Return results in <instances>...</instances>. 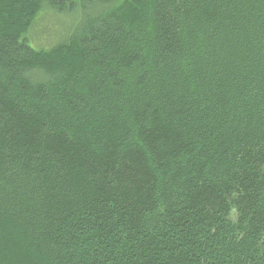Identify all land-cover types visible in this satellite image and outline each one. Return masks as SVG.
I'll use <instances>...</instances> for the list:
<instances>
[{
	"label": "trees",
	"instance_id": "16d2710c",
	"mask_svg": "<svg viewBox=\"0 0 264 264\" xmlns=\"http://www.w3.org/2000/svg\"><path fill=\"white\" fill-rule=\"evenodd\" d=\"M0 264H264V0H0Z\"/></svg>",
	"mask_w": 264,
	"mask_h": 264
},
{
	"label": "rangeland",
	"instance_id": "374dc122",
	"mask_svg": "<svg viewBox=\"0 0 264 264\" xmlns=\"http://www.w3.org/2000/svg\"><path fill=\"white\" fill-rule=\"evenodd\" d=\"M50 17L54 20V23L50 22L51 20L47 18V21L43 25V29L40 30L42 26L39 25L38 26L39 27L38 31L40 30L39 32H35L34 30L32 35L30 33L28 34L27 38L29 40V44L31 45V47L38 50L40 49L48 50L52 47V45H55L54 43L57 40L56 38L53 37L50 38L51 35L56 34V37L59 36L61 40L62 37L66 35L68 31L71 29L68 28L71 26L70 24L72 23V19L62 15L60 17V20L59 19L57 20L54 17V15H50ZM40 23L42 24V22ZM54 26L56 27V30H54ZM57 27H59L60 31H58ZM53 30L55 32H53Z\"/></svg>",
	"mask_w": 264,
	"mask_h": 264
}]
</instances>
